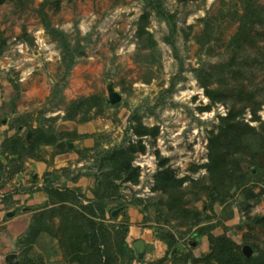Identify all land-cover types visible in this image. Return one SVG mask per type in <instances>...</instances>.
I'll list each match as a JSON object with an SVG mask.
<instances>
[{
    "label": "rangeland",
    "instance_id": "obj_1",
    "mask_svg": "<svg viewBox=\"0 0 264 264\" xmlns=\"http://www.w3.org/2000/svg\"><path fill=\"white\" fill-rule=\"evenodd\" d=\"M160 1L174 16L177 29L172 37L166 22L144 0L0 4V264H9L11 255L19 264H78L72 262L60 218L52 220L51 231H41L27 242L34 217L52 208L49 196L38 189L54 176L55 187H78L94 198V189L109 171L98 168L106 163L101 153L122 144L137 148L133 170L115 180L119 191L106 210L124 203L128 220L121 214L102 222L114 237L113 226L130 225L126 243L132 253L119 255L118 264H127L130 255L131 264H153L166 257L168 247L154 232L177 238L175 255L165 264H193L209 252L208 236L201 231L209 226H215L214 236L229 237L242 252L246 246L254 256L264 252V228L253 223L264 215V186L246 187L260 194L259 200L232 188L224 201L211 206V181L204 167L209 162V138L218 132L234 100L213 102L203 87L229 88L232 95L251 91L261 103L258 119L247 110L240 120L253 127L264 121V0ZM40 9L73 47H84L68 73ZM251 11L256 23L249 31L250 42L239 48L235 36ZM141 24L146 34H140ZM231 68L240 72L231 73ZM89 98L94 100L87 110L71 107ZM37 126L73 147L61 156H53L52 146L41 149L39 155L47 164L43 173L29 158L17 161V156L3 153L6 141L15 136L29 140ZM141 126L155 128L156 135L137 136L135 129ZM14 159L24 164L21 177H11ZM258 160L264 166V151ZM249 166L243 163L241 168L248 172ZM165 170L184 180L177 190L180 212L188 217L196 211V226L171 217L175 211L167 205L169 196L156 188V175ZM74 178L78 182H72ZM193 181L200 183L197 188ZM138 242L144 243L141 253Z\"/></svg>",
    "mask_w": 264,
    "mask_h": 264
},
{
    "label": "trees",
    "instance_id": "obj_2",
    "mask_svg": "<svg viewBox=\"0 0 264 264\" xmlns=\"http://www.w3.org/2000/svg\"><path fill=\"white\" fill-rule=\"evenodd\" d=\"M144 1L148 8H151L157 16L166 22L170 30V37L174 36L177 29L174 16L164 8L160 0ZM4 2L5 0H0V4ZM39 13L46 31L57 41L61 48L66 73H68L75 63L76 56L83 53L84 47L80 46L79 43L73 47L67 34L52 26L48 15L43 12V9H40ZM250 13L248 12L243 16L238 33L235 36L239 48L250 42L249 31L256 23L253 18L255 12L251 11ZM139 32L141 35L147 33L144 24L140 25ZM1 53L2 50H0ZM228 71L231 73L240 72L233 68ZM209 77H212V75H209ZM203 87L207 97L213 102H227L230 101L231 97L234 100L228 114L221 117L218 132L216 134L212 133L209 138V162L204 167L208 170L211 181V184L207 187L211 193V206L217 201H224L230 195L232 188L236 190L243 189L242 192L247 199L259 200L260 194H256L252 187H246L251 183L264 186V166L258 160L259 152L264 151V121L261 122L259 127H253L240 119L247 110H250L254 116L253 119L257 120L261 103L256 101V96L251 91H239L238 94L232 95V89L229 88L219 87L212 90L209 88V84H204ZM93 100V98L79 99L72 102L71 107L87 110L92 106ZM135 133L139 137L149 134L155 136L157 130L141 126L135 129ZM4 146L3 153L13 157L17 156V161L23 158L43 160L39 155V151L45 146L55 148L53 156L73 150V147L64 141L62 137L42 126H37L29 140L21 136H15L6 141ZM136 150L135 144L130 145L129 148H125L122 144L101 153V155H105L102 161L106 163L99 164L98 168L109 169V171L104 173L103 180L94 189V198H88L78 187L70 188L67 185H63L61 188L55 187L54 183L58 180V177L48 178L46 184L38 191H44L49 196L48 206L52 208H49L46 212L42 211L34 217L27 242H33L41 231H51L50 223L52 220L60 218V228L63 232L62 235L67 239V244L69 243L68 247L72 262L78 264H118L119 255L131 254L132 249L126 243L130 225L126 223L120 229L113 226L114 237L110 233V228L102 222L107 217L116 219L121 214H124L125 219L128 220L124 203L108 211L106 210V203L115 194H118L119 188L115 184V180L120 179L121 173L128 174L133 170L131 164ZM140 150L144 152L145 147L141 145ZM16 160H12L14 163L11 177L19 174L22 168V163L20 164ZM243 163H249L248 172L242 170L241 165ZM197 169L195 168V170ZM47 175L50 176L51 172ZM156 180V188L169 196L167 205L171 211H175V214L171 217L174 219L180 218L186 223H191V226H196L198 224L196 211L188 217L180 212L182 211L180 207L181 198L177 190L180 189L184 180L175 178L168 170L158 172ZM72 181L76 183L78 178H74ZM199 184L198 181H193L194 187L197 188ZM253 223L264 228V215L254 218ZM214 227L209 226L201 229L208 236L209 252L205 256L194 260L193 264H264V252L259 256L247 257L229 237L225 235L214 236L211 233ZM154 235L167 245L168 254L153 264H165L169 256L175 255L172 250L176 245L177 238L175 235L165 232H154ZM133 259L134 257L130 255L127 264H131Z\"/></svg>",
    "mask_w": 264,
    "mask_h": 264
},
{
    "label": "water",
    "instance_id": "obj_3",
    "mask_svg": "<svg viewBox=\"0 0 264 264\" xmlns=\"http://www.w3.org/2000/svg\"><path fill=\"white\" fill-rule=\"evenodd\" d=\"M70 146L72 147V145H70ZM136 248H137L138 252L141 253L142 248H144V243H143V242H138V243L136 244ZM243 252H244V254H245L247 257H251V256L253 255V250H252L250 247H248V246H246V247L243 249ZM7 261L9 262V264H19V262H18V260H17V258H16L15 255L8 256V257H7Z\"/></svg>",
    "mask_w": 264,
    "mask_h": 264
},
{
    "label": "crops",
    "instance_id": "obj_4",
    "mask_svg": "<svg viewBox=\"0 0 264 264\" xmlns=\"http://www.w3.org/2000/svg\"><path fill=\"white\" fill-rule=\"evenodd\" d=\"M45 147H49V146H45ZM45 147H42V149L45 148ZM61 155H64V154H60V155H56V156H61ZM29 160H31V163H33L32 166L34 167V169L35 170H38V173L39 172H42L43 173L44 171L47 170V164L45 163V161H43V160H35V159H31V158H29ZM22 170H24V164H22V168H21L20 173L22 172ZM16 176L21 177V176H19V174H17ZM74 186H77V185L75 184Z\"/></svg>",
    "mask_w": 264,
    "mask_h": 264
}]
</instances>
